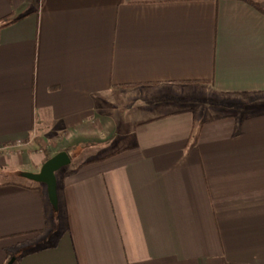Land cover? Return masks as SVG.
I'll use <instances>...</instances> for the list:
<instances>
[{
	"label": "crops",
	"instance_id": "obj_1",
	"mask_svg": "<svg viewBox=\"0 0 264 264\" xmlns=\"http://www.w3.org/2000/svg\"><path fill=\"white\" fill-rule=\"evenodd\" d=\"M6 16L0 264H264V110L222 98L264 93V0H0ZM61 150L56 211L22 172Z\"/></svg>",
	"mask_w": 264,
	"mask_h": 264
},
{
	"label": "rangeland",
	"instance_id": "obj_2",
	"mask_svg": "<svg viewBox=\"0 0 264 264\" xmlns=\"http://www.w3.org/2000/svg\"><path fill=\"white\" fill-rule=\"evenodd\" d=\"M171 92L175 93V96H183V97H191L192 102L194 105H201V104H209V102L212 101V99H215L212 97L210 93V89L208 86H200V87H190V86H183L180 84H175L170 87ZM155 86L151 87H143V88H130L126 91L135 93V95H145L149 94H156L158 92ZM223 103H228L234 106L236 111L241 112H249V111H257V110H264V93H254V94H227L222 96ZM232 102V103H230ZM228 104V105H229ZM243 109H245L243 111ZM230 110V109H229ZM215 113V112H214ZM127 117L121 121V129L124 131L127 127ZM101 135L106 136L108 135L106 132H110V135L107 137V140L112 138L115 134H117V118L115 115L111 118H107L104 120L103 126L100 128ZM108 132V133H109ZM107 134V135H106ZM83 147V146H82ZM72 159H78L82 160L84 159L83 156L86 151H82V148H77L75 151L69 152ZM99 154L100 152H96Z\"/></svg>",
	"mask_w": 264,
	"mask_h": 264
},
{
	"label": "water",
	"instance_id": "obj_3",
	"mask_svg": "<svg viewBox=\"0 0 264 264\" xmlns=\"http://www.w3.org/2000/svg\"><path fill=\"white\" fill-rule=\"evenodd\" d=\"M70 161L68 152L61 150L47 158L37 172H22V176L29 180L45 185L48 200L56 211L58 210L56 171L68 165ZM14 259L15 257H12L7 264H11Z\"/></svg>",
	"mask_w": 264,
	"mask_h": 264
},
{
	"label": "trees",
	"instance_id": "obj_4",
	"mask_svg": "<svg viewBox=\"0 0 264 264\" xmlns=\"http://www.w3.org/2000/svg\"><path fill=\"white\" fill-rule=\"evenodd\" d=\"M258 7V6H257ZM15 19L14 18H9L8 16L1 18L0 19V28L4 27L6 25H9L12 23ZM51 155H48L47 158H49ZM42 184V183H41ZM43 185V184H42ZM37 186H40V183H37ZM44 188V187H43ZM42 191V190H41ZM56 212V211H55Z\"/></svg>",
	"mask_w": 264,
	"mask_h": 264
}]
</instances>
